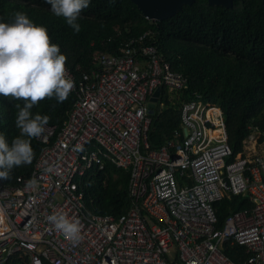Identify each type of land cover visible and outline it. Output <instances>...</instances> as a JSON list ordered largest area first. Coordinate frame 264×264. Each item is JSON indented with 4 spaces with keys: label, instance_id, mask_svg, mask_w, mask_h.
<instances>
[{
    "label": "built area",
    "instance_id": "obj_1",
    "mask_svg": "<svg viewBox=\"0 0 264 264\" xmlns=\"http://www.w3.org/2000/svg\"><path fill=\"white\" fill-rule=\"evenodd\" d=\"M151 35L130 39L121 54L97 53L79 76L66 65L76 95L66 121L45 126L37 138L44 146L19 186L0 179V264H264L261 133L235 153L221 107L195 94L180 105L181 130L152 148L151 98L163 86L183 90L189 79ZM107 160L130 174L131 207L119 216L91 212L80 188ZM244 193L253 206L219 225L215 202ZM54 212L79 220L81 239L55 229L47 220ZM227 243L243 246L246 258L231 259Z\"/></svg>",
    "mask_w": 264,
    "mask_h": 264
},
{
    "label": "trees",
    "instance_id": "obj_2",
    "mask_svg": "<svg viewBox=\"0 0 264 264\" xmlns=\"http://www.w3.org/2000/svg\"><path fill=\"white\" fill-rule=\"evenodd\" d=\"M17 12L47 28L51 42L60 47L66 65L77 76L92 70L97 53L121 54L130 39L152 32L148 42L159 47L173 70L189 79L183 90L161 87L158 101L152 104L148 133L152 148H161L181 130L180 105L196 99L195 94L221 107L235 153L242 151L243 141L253 131H259L264 141V0H235L230 7L195 0L174 16L156 21L148 19L132 0H90L77 20L78 33L51 11L46 0H0V22H11ZM75 101V93L70 92L62 103L55 97L45 98L31 111L48 115V124L60 128ZM16 104L22 107L24 101L0 95V133L9 146L19 135ZM31 146L32 163L14 167L10 180L1 179L3 184L19 186L18 177L31 175L44 144L32 138ZM129 178L128 171L109 160L103 169H89L80 180L87 208L103 215L126 213L132 203ZM252 206L245 193L225 196L215 202L219 225L231 212ZM225 251L237 263L246 258L241 245L227 243Z\"/></svg>",
    "mask_w": 264,
    "mask_h": 264
},
{
    "label": "clouds",
    "instance_id": "obj_3",
    "mask_svg": "<svg viewBox=\"0 0 264 264\" xmlns=\"http://www.w3.org/2000/svg\"><path fill=\"white\" fill-rule=\"evenodd\" d=\"M46 2L75 32L81 30L77 20L82 10L89 7L90 0ZM66 61L60 47L51 42L47 28L32 22L25 13L17 12L11 22H0V95L24 101L22 107L16 104L15 125L19 135L11 146L0 133V179L10 180L14 167L31 164L34 159L31 139L44 133L50 117L33 114V107L45 98L55 97L62 103L74 88ZM35 183V180L29 181L30 185ZM47 220L70 242L81 239L79 220L58 212L49 215Z\"/></svg>",
    "mask_w": 264,
    "mask_h": 264
},
{
    "label": "water",
    "instance_id": "obj_4",
    "mask_svg": "<svg viewBox=\"0 0 264 264\" xmlns=\"http://www.w3.org/2000/svg\"><path fill=\"white\" fill-rule=\"evenodd\" d=\"M138 7V9L148 18L153 21L162 20L174 16L177 14L184 5H192L195 0H132ZM210 5H222L224 7H230L233 4V0H208ZM160 95V89H157L154 93V97L151 98L152 102L158 101ZM150 112L153 113V108H150Z\"/></svg>",
    "mask_w": 264,
    "mask_h": 264
},
{
    "label": "flooded vegetation",
    "instance_id": "obj_5",
    "mask_svg": "<svg viewBox=\"0 0 264 264\" xmlns=\"http://www.w3.org/2000/svg\"><path fill=\"white\" fill-rule=\"evenodd\" d=\"M234 1H235V0H233V4H234ZM233 4H232V5H233Z\"/></svg>",
    "mask_w": 264,
    "mask_h": 264
}]
</instances>
